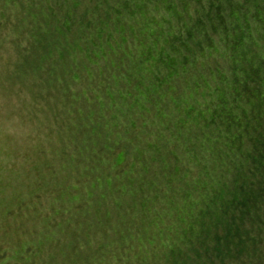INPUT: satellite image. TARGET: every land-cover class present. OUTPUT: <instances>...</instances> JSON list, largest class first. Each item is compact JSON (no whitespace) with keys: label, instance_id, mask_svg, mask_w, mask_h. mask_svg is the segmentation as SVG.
<instances>
[{"label":"rangeland","instance_id":"rangeland-1","mask_svg":"<svg viewBox=\"0 0 264 264\" xmlns=\"http://www.w3.org/2000/svg\"><path fill=\"white\" fill-rule=\"evenodd\" d=\"M84 1V7L78 8V3L73 0H42L47 7L45 11L52 13L50 23L58 21L54 13L59 16L65 10L72 12L75 8V11L84 12L86 19L91 18L88 19L91 28L85 44L92 54L86 51L83 43L76 44L83 54L77 50L74 54L75 57L81 54L85 63L89 61L95 67L88 69L86 66V70L77 71L73 66L76 82L71 85L76 90L75 98L98 101L101 108L107 105L111 115L116 109L124 108L128 121L123 122L124 128L132 130L131 135L136 132L144 143L143 146L132 145L127 155L123 150L125 147L118 149L107 162L111 167L106 166L105 171L91 172L86 163L76 158L74 165L69 164L66 131L53 125L50 114L41 112L47 103H42L31 86H22L15 81L16 75L11 73L14 65L10 48H5L0 41V264H46L44 253L51 249L43 247L45 239L56 245L61 236L74 232L82 221L89 224L88 215L95 222L98 220L100 223L96 226L106 233L111 229L110 237L130 231L133 238L126 236L127 255H134L130 248L137 246L141 255L146 249L149 258H153L156 253L162 254L158 249L163 239L152 227L155 224L151 219L153 216L149 221L153 207L146 201L153 195L146 197V201L143 199L149 194L148 185H151L150 190L158 185L153 206L162 209L159 212L163 219L158 216L159 220L169 223L164 226L169 234L163 238L178 236L181 228L178 225H187L191 221L199 198L195 193L193 197L185 198L167 194L168 187L166 182H159L160 176L152 175V180L141 176L143 181L147 179L150 183H140L137 180L138 164L142 161H154L155 166V163H163V171L171 167L178 171L176 174L182 175L176 162L191 161L192 152L197 154L198 146L202 156L192 165L196 169L195 182L202 183L213 173L212 152L208 149L205 154L206 148L200 144L209 143L205 136L211 128L204 126L208 116L223 113L217 97L225 96L231 73L227 64L220 62L218 42H208L209 49L206 44H203L204 48L201 46L203 36L199 31L204 27L201 24L194 26V12L199 11L201 17L203 6L198 5V8L193 0ZM10 4L17 6L18 2L12 0ZM13 11L16 18L17 9ZM189 31L194 34L193 38H186ZM182 46H188V54L180 51ZM170 63L172 65L167 67ZM222 65L225 69H221ZM95 78L93 84L88 83ZM243 107L237 100L229 101L225 111L230 116H237ZM74 110L77 115L85 112L79 104L74 106L69 118L65 117V125L70 123L77 134L97 133L100 122L95 115L87 114L82 123L76 121L77 124ZM141 112L142 119L137 115ZM156 115L160 118L154 122L151 117ZM62 119L59 114L61 122ZM193 142L191 151L190 143ZM122 168L125 172L117 174ZM194 169L187 166L186 176H191ZM154 171L156 173L157 168ZM183 185L185 194L192 195L189 185ZM122 187L125 189L119 193ZM206 187L208 191L216 188ZM130 189L133 191L131 196L127 194ZM117 206L126 208L129 213L124 212L121 224L115 227L109 223L116 217L110 216L111 211L118 208L123 212ZM108 217L112 219H105ZM104 220L109 229L104 228ZM148 242H157L155 250L148 249ZM54 245L49 244L52 250ZM110 258L113 259L114 254ZM131 258L127 257L128 263Z\"/></svg>","mask_w":264,"mask_h":264},{"label":"trees","instance_id":"trees-1","mask_svg":"<svg viewBox=\"0 0 264 264\" xmlns=\"http://www.w3.org/2000/svg\"><path fill=\"white\" fill-rule=\"evenodd\" d=\"M14 1L18 2L17 6L10 4L12 0H0V41L5 48H10L14 65L11 67V73H15V81L22 86H31L34 94L41 97L42 103H47L41 112L50 114L53 125L66 131L69 143L67 158L71 159L69 164L74 165L76 158L86 163L91 172L105 171L107 162L114 157L118 149L125 147L126 150H123L127 155V150H132V145L143 146L142 137H138L136 132L131 135L132 130L127 131L124 128L126 125L123 122L128 123L124 108L116 109V113L111 115L107 105L101 108L98 101H79L75 98L76 90L71 85L76 82L73 78V66L77 71L86 70V66L88 69L95 67V64L89 61L85 63L81 54V57H75L74 54L75 50L81 52L76 47L78 43H83L86 51L92 54L85 44L86 35L90 32L88 29L91 28L88 21L90 16L86 19L84 12L75 11V8L72 12L65 10V13L59 16L54 13L58 21L50 23L52 13L45 11L47 7L42 0ZM73 1L78 3V8L85 5L84 0ZM193 1L198 8V5L203 6L201 17L199 11L194 12V26L201 24L204 27L203 31H199V35L203 36L202 48L203 44H206L209 49L211 46L208 42H218L220 62L227 64L231 73L225 92L228 97L226 94L224 97H217L223 116L219 113L208 116L204 126L205 129L211 128L205 136L209 143L200 144L203 149L206 148L205 154L208 149L212 152L210 165L213 173L212 176L205 177L201 184L195 182L196 169L192 165L202 156L197 146V154L192 152L191 161H177L175 164L180 165L179 170L183 171L184 175L176 174L178 171L171 167L163 171V163H155V166L154 161H142L138 164L137 180L149 184L150 182L147 183V179L143 181L141 176L152 180L151 176L156 175L161 177L159 182H166L167 194L185 198L193 197L195 193L199 199L195 202L197 210L194 217L187 225H178L181 227L178 236L163 238L169 234V230L164 227L169 223L163 222L159 212L162 209L157 210L153 206L157 197L154 192L158 185L151 190V185H148L149 194L143 199L153 195L145 201L153 207L151 215H148L149 221L153 216L151 219L155 220V224H152V227L158 236L162 235L163 242L158 249L162 254L156 253L153 258H149L146 249L141 255L138 247L133 246L130 251L133 250L134 255H131V263H128L127 257L129 259L131 256L127 255L129 251H126V236L133 238L130 231L125 234L114 232L117 234L110 237L108 235L111 229L106 227L108 222L103 221L104 228L110 230L106 233L103 228L96 226V223L100 222H95L88 215L89 224L86 225L82 221L77 229L74 228V232L66 237L61 236L56 245L48 238L45 239L43 247L51 249L45 252L48 255L44 253L47 257L43 259L46 264H104L108 260V264H264V0ZM15 8L18 13L16 18L13 11ZM191 36L193 38L194 34L187 32L186 38ZM198 45L199 43L196 44ZM189 50L188 46H182L180 51L188 54ZM171 65L172 63L167 67ZM221 69H225V66L222 65ZM95 80L96 78L89 80L88 83L93 84ZM236 100L244 107L237 112V116H230L225 110L229 101ZM78 104L85 112L77 115L74 110L75 123H82L83 116L85 118L87 114L92 113L100 122L97 133L81 135L75 133V128L72 129L70 123L65 125V117L69 118L74 106ZM59 114L63 117L62 122L59 120ZM137 115L141 119L144 116L142 112ZM159 118L157 115L151 117L154 122ZM193 144L194 142L190 143L191 151ZM171 150L175 148L171 147ZM155 154L158 155V152L155 151ZM170 163L169 160L168 164ZM187 166L194 169L191 176H186ZM121 172H125V169H120L117 174ZM183 183L189 185V189L193 191L192 195L185 194ZM206 185L210 186L208 188H216L208 191ZM123 189L125 188L118 190L119 193ZM135 192L138 193L136 190ZM159 192L163 193L162 190ZM127 194L131 196L133 191L130 189ZM120 203H123V200ZM120 209L123 212L115 208L110 213L111 217L116 216L113 222H109L115 227L121 224L124 212L129 213L126 208ZM158 216L162 219L159 220ZM98 232L99 236H96ZM49 244L54 245V250ZM147 245L148 249L155 250L157 242H148ZM112 254L113 259L110 258Z\"/></svg>","mask_w":264,"mask_h":264}]
</instances>
